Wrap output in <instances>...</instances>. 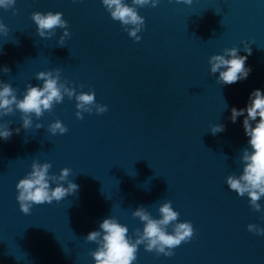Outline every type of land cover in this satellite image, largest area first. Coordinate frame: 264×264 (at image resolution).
Returning a JSON list of instances; mask_svg holds the SVG:
<instances>
[{
	"label": "water",
	"instance_id": "1",
	"mask_svg": "<svg viewBox=\"0 0 264 264\" xmlns=\"http://www.w3.org/2000/svg\"><path fill=\"white\" fill-rule=\"evenodd\" d=\"M131 3V0H128ZM61 12L62 29L41 38L33 12ZM144 17L139 41L113 20L101 0H15L0 8V80L22 96L26 84L39 85V71L59 69L61 83L89 90L107 110L75 116V99L65 96L37 120L21 127L19 112L0 118L19 128L0 140V264H93L96 245L84 240L108 216L135 236L142 222L131 215L138 205L159 218L160 203L171 202L178 221H189L192 237L157 255L139 245L133 264H264V198L259 211L225 183L239 175L247 146L241 121L230 108L244 107L248 94L264 91V0H159L137 9ZM249 43L246 79L224 85L209 74L208 57ZM59 119L64 134L47 125ZM43 127L36 129L34 125ZM212 124L225 131L213 135ZM49 162L50 173L71 170L78 190L61 201L19 210L15 184L32 160ZM171 230V225L169 226Z\"/></svg>",
	"mask_w": 264,
	"mask_h": 264
},
{
	"label": "clouds",
	"instance_id": "2",
	"mask_svg": "<svg viewBox=\"0 0 264 264\" xmlns=\"http://www.w3.org/2000/svg\"><path fill=\"white\" fill-rule=\"evenodd\" d=\"M15 0H0V8L8 9ZM176 3L191 4L192 0H175ZM159 0H101V4L113 20L119 21L127 34L139 41V32L144 26V17L138 14L137 9L145 6L155 7ZM31 20L36 26V33L41 38H51L57 28L62 29V34L57 40V45L64 46L65 37L69 36L67 21L62 18V13L33 12ZM8 29L0 22V35H7ZM245 55H241L237 47L224 48L222 53L208 57L209 74H216L220 84L230 85L246 79L251 71L246 66L247 56L251 54L249 43L241 41ZM0 71L9 72L7 66H0ZM35 79L39 85L26 84L22 96L18 97L16 89L6 81L0 80V118L19 112L21 127H33V117L37 120L45 111H50L54 104L62 102L67 96L74 97L76 103L75 116L82 117L83 112L91 113L93 109L97 114L107 110L106 105L95 101V93L91 90L76 92L73 87L61 83L59 69L39 71ZM228 119L236 123L242 117L241 126L247 137V146L241 150L239 160L242 165L239 175H228L225 183L230 190L238 196H247L250 207L259 211V200L264 198V91L260 88L253 89L248 94L244 107L230 108ZM0 124V140H7L13 132L20 129H11L9 124ZM36 129L43 127L41 123L34 125ZM47 132L56 135L67 132V127L59 119L47 125ZM209 131L215 135L225 131L223 124H212ZM51 164L47 161L39 162L35 159L30 164V170L15 184L19 210L28 214L33 205L61 201L64 197L78 190V185L69 179L71 170L67 167L59 169L57 173H50ZM159 218H153L144 206H137L131 215L142 222V227L135 229V236H129L126 225L119 223L113 216H108L99 222L98 228L89 231L84 240L93 242L96 247L90 251L93 264H133L139 245L146 251L155 252L157 255H173V249L182 242L189 240L194 232L191 222L178 221L179 213L175 211L171 202L165 200L157 209ZM171 225V230L169 226ZM249 232L257 235L264 234V228L249 223Z\"/></svg>",
	"mask_w": 264,
	"mask_h": 264
}]
</instances>
